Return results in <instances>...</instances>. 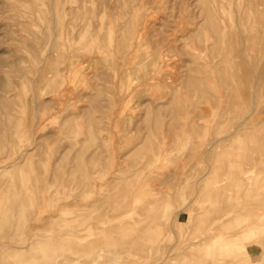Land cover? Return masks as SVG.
<instances>
[{
  "label": "rangeland",
  "instance_id": "374dc122",
  "mask_svg": "<svg viewBox=\"0 0 264 264\" xmlns=\"http://www.w3.org/2000/svg\"><path fill=\"white\" fill-rule=\"evenodd\" d=\"M221 261L264 264V0H0V264Z\"/></svg>",
  "mask_w": 264,
  "mask_h": 264
},
{
  "label": "bare ground",
  "instance_id": "6f19581e",
  "mask_svg": "<svg viewBox=\"0 0 264 264\" xmlns=\"http://www.w3.org/2000/svg\"><path fill=\"white\" fill-rule=\"evenodd\" d=\"M220 217V216H219ZM219 219V218H218ZM230 219V218H229ZM228 219V220H229ZM227 220H225V222H226ZM218 223H217V226L216 227H218ZM257 226H259V224H258V222H254L253 224H249V225H247V228L249 229V230H255L256 228H257ZM247 230V229H246ZM212 247H213V244H212ZM211 247V248H212ZM192 253V252H191ZM217 253V252H216ZM206 254V253H205ZM192 255V254H191ZM209 255H210V253H209ZM192 257V256H191ZM189 258V257H188ZM209 259V258H208ZM190 260V259H189ZM246 260H248V261H251L250 259H246ZM236 262V261H235ZM234 262V263H235ZM219 264H227L225 261H221V262H219Z\"/></svg>",
  "mask_w": 264,
  "mask_h": 264
}]
</instances>
